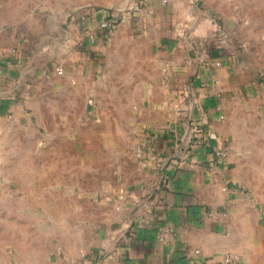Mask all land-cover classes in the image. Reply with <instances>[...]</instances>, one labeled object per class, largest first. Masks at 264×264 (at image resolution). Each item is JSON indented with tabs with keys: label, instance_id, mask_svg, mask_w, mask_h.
Here are the masks:
<instances>
[{
	"label": "crops",
	"instance_id": "0c3cea01",
	"mask_svg": "<svg viewBox=\"0 0 264 264\" xmlns=\"http://www.w3.org/2000/svg\"><path fill=\"white\" fill-rule=\"evenodd\" d=\"M24 1L56 15L65 37L0 25V264H228L226 252L264 264L251 122L264 112V30L251 34L236 0ZM192 119L209 134L188 149ZM34 126L23 151L13 146L14 128ZM50 207L71 208L73 222Z\"/></svg>",
	"mask_w": 264,
	"mask_h": 264
},
{
	"label": "rangeland",
	"instance_id": "374dc122",
	"mask_svg": "<svg viewBox=\"0 0 264 264\" xmlns=\"http://www.w3.org/2000/svg\"><path fill=\"white\" fill-rule=\"evenodd\" d=\"M33 3H36V1H31ZM232 2V1H231ZM235 4L233 5V8L238 12L241 13L242 16L250 18L253 21L254 28L253 32L251 34H258L259 31H256L257 28L261 27L260 29L264 30V0H236L234 1ZM0 3H2V8L0 12V25H4V28L9 26L10 24L14 26V29L17 34H25L33 37H37L39 35V32L41 30L45 31L48 30L49 33H47L48 36H51L52 34L57 31V28L59 27L57 24V16L56 15H48V16H40L37 14H31V10L26 6L24 0H16V1H9V0H0ZM50 4L51 3L50 1ZM250 33V31H249ZM248 32L245 34H249ZM6 38V32L3 30L0 32V39H5ZM252 118L251 122H253V127L254 132H253V137L256 138L255 142V150L257 153L264 151V112L262 114H255L252 113ZM259 121V123H258ZM98 133L101 131H104L106 129L104 128H98ZM40 132L39 128L34 127H22V128H14L12 132L10 133V136L15 138L17 143H15V147L18 149L20 148L21 151L24 150L25 148V138L28 136H38ZM131 136V133H129V137ZM6 150H8L7 145ZM100 146V145H98ZM251 151H253V147L249 148ZM129 151H133V145L130 144L128 146ZM100 153L99 158L96 160V165H97V175L98 179L100 178L101 180L105 179L106 177H103L102 175L105 173L106 170V161L103 157H101L102 152ZM23 162V161H22ZM66 163V162H65ZM69 163V161H68ZM23 168V167H22ZM15 178L13 180V183H15ZM2 182L8 183L5 180H8L7 176H2L0 177ZM25 176H19L17 177V182L24 183ZM257 183H259V177L256 178ZM12 183V182H11ZM262 193V194H261ZM259 193L260 195H264V191ZM88 193H86L87 195ZM22 193L17 192L16 193V198L21 197ZM89 197L93 200H96L100 202L101 200L105 199V195L99 191L96 193H90ZM20 207H17L19 211ZM50 219H57L58 218H64L66 220L65 224H71L73 222L72 215L73 211L71 208H58V207H50ZM91 209L86 205V207L83 208V212L87 214ZM260 215L262 219H264V207L260 211ZM63 225V226H64ZM9 227V225H6ZM62 225L59 223H55L50 221L48 225V232L51 235H58L59 233H63L64 231L60 229ZM41 230V227L38 225V231ZM6 231V241H8L9 235H7Z\"/></svg>",
	"mask_w": 264,
	"mask_h": 264
},
{
	"label": "built area",
	"instance_id": "2783aa9c",
	"mask_svg": "<svg viewBox=\"0 0 264 264\" xmlns=\"http://www.w3.org/2000/svg\"><path fill=\"white\" fill-rule=\"evenodd\" d=\"M115 10H116V12L120 13L122 11L124 12L126 9L120 10L119 8H117ZM106 12H107L108 17H106L101 22V27L110 30L116 26L117 18H116L115 11H113L112 9H106ZM56 70L58 73L62 72V70L59 67H57ZM188 127L189 128L187 129L186 134L183 135V141L185 143H187V147H189L188 149H191L195 145L204 144L205 139L209 133L204 130L202 124L199 121L192 119L189 122ZM144 153L145 152H144L143 146H140L137 149V155L142 156V155H144ZM215 155L217 158L223 159L225 152L222 149H216ZM88 254L89 253H83L82 256L85 257V256H88ZM239 259H240V256L234 252H226L223 255V260L228 264L236 262ZM71 264H76V263H71Z\"/></svg>",
	"mask_w": 264,
	"mask_h": 264
},
{
	"label": "water",
	"instance_id": "95a60500",
	"mask_svg": "<svg viewBox=\"0 0 264 264\" xmlns=\"http://www.w3.org/2000/svg\"><path fill=\"white\" fill-rule=\"evenodd\" d=\"M119 9H120V10H125V9H126V8H125V5L122 6V7H120ZM58 28H59V27H58ZM64 37H65V34H64L63 28L60 27V28L58 29V34H57V36H56V35H55V36H50L49 38H50V39H53V41H54L55 44H60V43L63 41Z\"/></svg>",
	"mask_w": 264,
	"mask_h": 264
}]
</instances>
